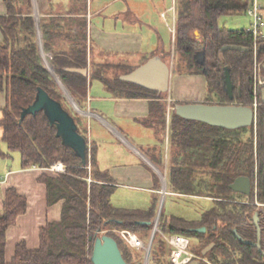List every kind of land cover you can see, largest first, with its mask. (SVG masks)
Masks as SVG:
<instances>
[{
    "label": "trees",
    "instance_id": "1",
    "mask_svg": "<svg viewBox=\"0 0 264 264\" xmlns=\"http://www.w3.org/2000/svg\"><path fill=\"white\" fill-rule=\"evenodd\" d=\"M3 1L7 13L0 17L3 36L0 42V86L6 92L7 103L0 119L6 149L0 148V157L8 158L11 152H17L21 169H48L57 162L64 166L63 172L54 176L42 175L38 179L46 186L48 206L62 202L60 219L47 222L40 228L37 249L30 250L24 242L18 243L8 264H92L93 241L102 232L117 242L127 264H142L140 257L134 258V249L112 230L131 231L146 243L157 213L159 195H155L145 209L114 206L110 198L115 187L110 184L107 174L97 173L92 150L91 153L86 151L83 164L71 148L62 144L56 136L54 124L49 123L42 111L22 119L20 113L33 102L37 89L41 88L73 117L77 132L86 139L84 121L68 109L52 73L79 107L86 99L88 86L94 81L100 82L115 98L162 99L166 93L150 91L119 79L136 67L88 61L92 48L87 39L86 0H71V7L81 2V8L69 10L78 15L51 19L48 24L40 18L42 51L51 54L47 61L52 73L41 57L30 0ZM245 8L242 0H175L174 57L179 56V62L174 63L173 72L203 75L206 104L234 102L235 105L252 106L255 97L257 102L254 125L236 130L185 120L172 112L170 135L174 151L166 192L181 199L208 200L210 205L191 220L173 215L165 219L161 208L158 228L169 235L188 238V249L200 259L199 264H264V254L253 245L240 242L234 234L236 231L242 239L255 242L254 202L264 205L261 86L254 95V64L261 65L264 77V36L254 40L245 29H227L219 25L221 16L241 14ZM75 26L79 28L77 32L72 31ZM61 41L67 43L66 47L59 46ZM225 46H240L246 50L221 51ZM196 53H202L203 64L195 58ZM147 59L144 58L142 63ZM166 59L162 60L166 63ZM87 67L89 77L67 70ZM225 67L229 69L234 85L232 100L222 88ZM241 176L250 180L251 190L247 197L229 189V185ZM26 207L25 197L13 188L5 190L0 208V264H6V230L25 213ZM258 224L260 247L264 251L260 218ZM201 227L205 228L204 232L195 231ZM210 243L213 247L202 255V250ZM169 252L170 247L155 233L149 263L173 264Z\"/></svg>",
    "mask_w": 264,
    "mask_h": 264
},
{
    "label": "crops",
    "instance_id": "2",
    "mask_svg": "<svg viewBox=\"0 0 264 264\" xmlns=\"http://www.w3.org/2000/svg\"><path fill=\"white\" fill-rule=\"evenodd\" d=\"M71 2L30 0L41 57L49 68L47 58L51 54L42 51L38 24L40 18L48 24L51 19L78 15L69 10L81 8V2L74 7ZM6 13L4 1L0 0V17ZM163 13L165 18L161 16ZM85 17L87 39L92 48L88 61L138 67L144 58L156 55L171 59L174 56L175 36L166 24L174 22L175 25V0H86ZM78 30L76 26L72 28L73 32ZM2 39L0 30V42ZM58 44L66 47L67 43ZM166 63L171 65L172 62L167 60ZM86 69L89 77V67ZM205 95L203 75L179 74L172 70L168 92L162 99L115 98L100 82H91L82 107L77 105L79 111H75L86 125L88 151L92 150L97 173L107 174L115 191L119 187L143 191L151 195V201L159 195V208L162 187L168 185V170L173 160L170 124L174 103H204ZM6 103V92L0 86V119ZM2 134L0 127V142ZM0 159V175L3 176L0 208L7 188L15 189L27 203L25 213L18 216L5 233L4 259L8 264L18 243L24 242L30 250L38 248L40 228L60 219L62 202L48 206L46 186L38 180L42 175L54 176L56 172L50 168L21 169L19 162L14 170H9L7 159ZM168 194L166 192L163 201Z\"/></svg>",
    "mask_w": 264,
    "mask_h": 264
},
{
    "label": "water",
    "instance_id": "3",
    "mask_svg": "<svg viewBox=\"0 0 264 264\" xmlns=\"http://www.w3.org/2000/svg\"><path fill=\"white\" fill-rule=\"evenodd\" d=\"M195 33L197 34V32ZM227 49L242 51L246 50L240 46H225L221 49V51ZM195 58L197 61L198 59L201 60L200 62L203 64L202 53H196ZM45 66L52 73L48 65ZM262 69L264 71V67ZM67 70L87 76V69L68 68ZM52 75L63 91L62 94L64 98L69 104H71L72 107L79 111L78 106L64 85L53 73ZM170 75V66L165 63L161 57L154 55L131 72L119 76V79L133 83L144 89L164 94L168 92ZM222 88L228 95L229 100H232L234 85L231 81L229 69L227 67L223 69ZM260 97L261 101L264 103V86L260 89ZM69 98L72 101H69ZM173 110L174 113L182 119L200 122L212 127H219L226 130H236L250 127L255 123V109L252 106L234 104L219 105L206 103H183L174 104ZM40 111L44 113L50 124H54L56 128V136L60 138L62 144L71 148L84 164L86 159V151L88 150L87 140L77 132V126L73 117L65 109H63L61 104L58 101L50 98L44 90L38 88L33 102L21 111L20 119L24 118L26 115H34ZM163 189L165 190V186ZM229 189L247 197L249 196L251 190L250 180L247 177H237L229 185ZM163 198L164 197H161L156 219L159 218ZM252 219L256 228L255 242L242 239L236 231H234V234L240 242L253 245L260 253L264 254V251H262L260 247V227L258 224L259 216L257 212H254ZM146 223L150 224L151 222ZM195 231L204 232L205 228L201 227ZM153 235L154 234L152 233L150 236L151 241ZM212 247L213 243H210L202 250L201 254L205 255ZM90 261L92 264H127L122 258L117 242L112 237L105 234L94 238ZM199 263L200 259L197 258L191 260L187 264Z\"/></svg>",
    "mask_w": 264,
    "mask_h": 264
},
{
    "label": "rangeland",
    "instance_id": "4",
    "mask_svg": "<svg viewBox=\"0 0 264 264\" xmlns=\"http://www.w3.org/2000/svg\"><path fill=\"white\" fill-rule=\"evenodd\" d=\"M259 4L262 7V29L264 32V0H259ZM167 22H170V19L167 17ZM251 24V20L244 14H237V15H223L219 18V25L221 27L227 28V29H249ZM179 56L175 57L173 56L171 59H166L168 62H172L171 65L170 63L168 64L173 71L174 69V63L178 61ZM172 60V61H171ZM179 65V63H178ZM256 74V75H255ZM254 75L260 78L259 76L261 75V65L260 64H254ZM262 77V75H261ZM59 86V85H58ZM60 88V86H59ZM61 90V88H60ZM63 93V91L61 90ZM67 101V100H66ZM76 103V102H75ZM236 104V103H232ZM77 105V104H76ZM254 105V102L253 104ZM67 107L71 111V113L76 114L77 111L74 109V107L71 106L67 102ZM257 107V104H256ZM255 108V107H253ZM0 142V148L2 150L6 149V144L3 142ZM7 159V166L9 170H14L18 166L19 162V154L17 152H11L10 157L6 158ZM0 161H2L0 159ZM1 168V164H0ZM151 202V195L143 192V191H138V190H133V189H128L124 187H119L113 196L111 197V203L120 208H128V209H142V208H147L150 205ZM256 202V201H255ZM254 202V205H255ZM258 203V202H257ZM259 205H255V211L259 213V218L260 221L263 222L262 228L264 229V205L258 203ZM210 205L208 200L204 199H181L177 198L174 196H166L165 200L162 202V210H163V215L165 219H167L169 216H177V217H182L188 220L191 219H196L198 217L199 212L201 209H205ZM156 216L154 217L153 220H155ZM158 224H159V218H158ZM262 225V223H261ZM152 228H153V223H152ZM152 228H151V233L149 235V238L152 234ZM262 229V247L264 248V230ZM166 233V232H164ZM167 234V233H166ZM119 237V236H118ZM120 238V237H119ZM148 238V240H149ZM121 239V238H120ZM148 242V241H147ZM146 242V243H147ZM133 251V256L135 257H140L143 263V252L139 250H132ZM138 254V256H137ZM150 264V263H149Z\"/></svg>",
    "mask_w": 264,
    "mask_h": 264
},
{
    "label": "built area",
    "instance_id": "5",
    "mask_svg": "<svg viewBox=\"0 0 264 264\" xmlns=\"http://www.w3.org/2000/svg\"><path fill=\"white\" fill-rule=\"evenodd\" d=\"M246 4V8L244 10V14L251 20L250 28L246 29L247 32H249L252 35V38L254 40H257L258 38H261L264 36V32L262 29V7L259 4V0H242ZM163 18H165V14L163 13L161 15ZM168 29L174 33L175 25L174 22L171 24H166ZM256 75V74H255ZM255 77V87H254V95L256 96L257 93V87H263L264 81L263 77L261 75L258 78ZM256 97L254 98V105L252 107H255L256 109ZM89 169V167H87ZM50 169L54 172H63L64 166L57 162L50 166ZM3 181V176L0 175V187ZM164 187V186H163ZM162 187L161 191V197H164L166 195V189L164 190ZM166 188V187H165ZM255 205H259L257 202H255ZM113 233L118 235L121 240L131 249L134 250H142L143 251V263L142 264H149V256H150V238L147 243L143 242L136 234H134L131 231L123 230V229H115L112 230ZM152 233L155 235V233H158L161 238L165 241V243L170 247L169 252V260L173 264H187L191 260L197 259L195 254L189 251V239L180 235H169L164 232H162L158 228V219L155 218L153 220V228ZM104 232L101 233L103 235ZM153 235V236H154ZM153 239V238H152ZM152 243V241H151ZM147 255H148V261H147Z\"/></svg>",
    "mask_w": 264,
    "mask_h": 264
},
{
    "label": "bare ground",
    "instance_id": "6",
    "mask_svg": "<svg viewBox=\"0 0 264 264\" xmlns=\"http://www.w3.org/2000/svg\"><path fill=\"white\" fill-rule=\"evenodd\" d=\"M69 101H72V100L69 98Z\"/></svg>",
    "mask_w": 264,
    "mask_h": 264
},
{
    "label": "flooded vegetation",
    "instance_id": "7",
    "mask_svg": "<svg viewBox=\"0 0 264 264\" xmlns=\"http://www.w3.org/2000/svg\"><path fill=\"white\" fill-rule=\"evenodd\" d=\"M262 88V87H261Z\"/></svg>",
    "mask_w": 264,
    "mask_h": 264
}]
</instances>
